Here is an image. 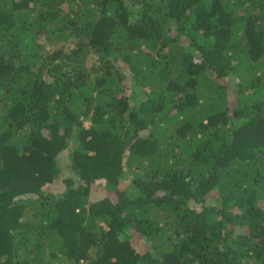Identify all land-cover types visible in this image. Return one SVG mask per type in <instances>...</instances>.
<instances>
[{"label": "trees", "instance_id": "16d2710c", "mask_svg": "<svg viewBox=\"0 0 264 264\" xmlns=\"http://www.w3.org/2000/svg\"><path fill=\"white\" fill-rule=\"evenodd\" d=\"M0 264H264V0H0Z\"/></svg>", "mask_w": 264, "mask_h": 264}, {"label": "rangeland", "instance_id": "374dc122", "mask_svg": "<svg viewBox=\"0 0 264 264\" xmlns=\"http://www.w3.org/2000/svg\"><path fill=\"white\" fill-rule=\"evenodd\" d=\"M46 49H49V45H46ZM128 77H125V83L128 85ZM84 125L86 127L89 126L88 120L84 121ZM67 154L66 152H62L58 155V172L56 175V178L52 182V188L54 192L58 193L63 190L65 186V179L68 176H71L69 168H67ZM73 179L76 182V178L73 177ZM124 182H128V180H124ZM78 183H74L72 186L76 187ZM89 191H88V197L89 199H94V197L99 198L103 194L106 193L105 189V183L102 180H97L89 185ZM142 247L146 248L144 244H146L144 241L139 243Z\"/></svg>", "mask_w": 264, "mask_h": 264}]
</instances>
